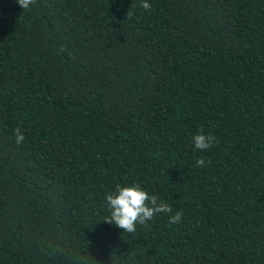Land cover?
<instances>
[{
  "label": "trees",
  "instance_id": "trees-1",
  "mask_svg": "<svg viewBox=\"0 0 264 264\" xmlns=\"http://www.w3.org/2000/svg\"><path fill=\"white\" fill-rule=\"evenodd\" d=\"M144 2L0 0V264H264V0Z\"/></svg>",
  "mask_w": 264,
  "mask_h": 264
},
{
  "label": "clouds",
  "instance_id": "clouds-1",
  "mask_svg": "<svg viewBox=\"0 0 264 264\" xmlns=\"http://www.w3.org/2000/svg\"><path fill=\"white\" fill-rule=\"evenodd\" d=\"M17 3L23 10H28L35 3V0H17ZM141 6L145 11L151 9V5L146 0ZM24 139L25 137L21 130L17 128L15 130L16 144L20 145ZM192 139L195 148L199 150H207L215 142L213 135L202 133L194 135ZM204 164V159L196 161L197 167H202ZM104 199L111 211V215L106 217L105 222L114 224L127 232H134L137 224L143 225L161 213L167 215L170 225H177L182 221L183 213L181 211H175L173 214L171 205L159 199L157 195H149L139 183L129 186L116 184L114 191L106 193Z\"/></svg>",
  "mask_w": 264,
  "mask_h": 264
}]
</instances>
